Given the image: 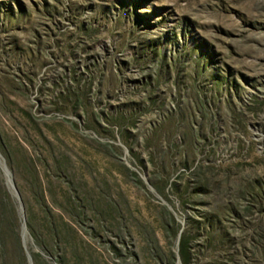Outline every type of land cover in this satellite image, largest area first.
Segmentation results:
<instances>
[{"label": "rangeland", "instance_id": "obj_1", "mask_svg": "<svg viewBox=\"0 0 264 264\" xmlns=\"http://www.w3.org/2000/svg\"><path fill=\"white\" fill-rule=\"evenodd\" d=\"M181 236L264 264V0H0V264H184Z\"/></svg>", "mask_w": 264, "mask_h": 264}, {"label": "trees", "instance_id": "obj_2", "mask_svg": "<svg viewBox=\"0 0 264 264\" xmlns=\"http://www.w3.org/2000/svg\"><path fill=\"white\" fill-rule=\"evenodd\" d=\"M179 253L184 264L188 262V253L186 248V240L181 236L179 238Z\"/></svg>", "mask_w": 264, "mask_h": 264}, {"label": "water", "instance_id": "obj_3", "mask_svg": "<svg viewBox=\"0 0 264 264\" xmlns=\"http://www.w3.org/2000/svg\"><path fill=\"white\" fill-rule=\"evenodd\" d=\"M4 170H5V173H6L7 177H8V172L6 171V169H4ZM8 181L11 183L12 187H14L9 177H8Z\"/></svg>", "mask_w": 264, "mask_h": 264}]
</instances>
